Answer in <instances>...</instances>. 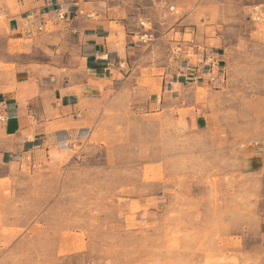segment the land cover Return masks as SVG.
<instances>
[{
	"label": "rangeland",
	"instance_id": "rangeland-1",
	"mask_svg": "<svg viewBox=\"0 0 264 264\" xmlns=\"http://www.w3.org/2000/svg\"><path fill=\"white\" fill-rule=\"evenodd\" d=\"M209 14L240 43L225 89L169 93L178 58L148 47L71 150L0 179V264H264V0L207 1Z\"/></svg>",
	"mask_w": 264,
	"mask_h": 264
},
{
	"label": "crops",
	"instance_id": "crops-1",
	"mask_svg": "<svg viewBox=\"0 0 264 264\" xmlns=\"http://www.w3.org/2000/svg\"><path fill=\"white\" fill-rule=\"evenodd\" d=\"M207 1L0 0V179L15 163L71 150L101 98L129 82L159 41L178 58L161 77L169 93L225 89L240 43H229L211 14L203 20ZM258 147L264 170V135ZM261 197L264 205V188Z\"/></svg>",
	"mask_w": 264,
	"mask_h": 264
},
{
	"label": "built area",
	"instance_id": "built-area-1",
	"mask_svg": "<svg viewBox=\"0 0 264 264\" xmlns=\"http://www.w3.org/2000/svg\"><path fill=\"white\" fill-rule=\"evenodd\" d=\"M170 11L173 12V11H174V8H173V7H170ZM59 16H60V15H59ZM141 25H142L143 28H146V25H145L144 23H141ZM41 30H42V28H39V31H41ZM148 30H149V29H148ZM143 38H145V36H144ZM143 38H142V39H143ZM21 166H22V165H21Z\"/></svg>",
	"mask_w": 264,
	"mask_h": 264
}]
</instances>
